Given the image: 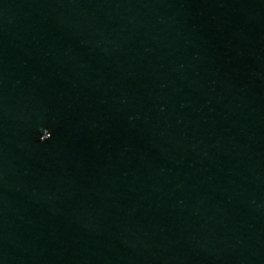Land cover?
<instances>
[{
  "label": "water",
  "instance_id": "obj_1",
  "mask_svg": "<svg viewBox=\"0 0 264 264\" xmlns=\"http://www.w3.org/2000/svg\"><path fill=\"white\" fill-rule=\"evenodd\" d=\"M0 264H264V0H0Z\"/></svg>",
  "mask_w": 264,
  "mask_h": 264
}]
</instances>
